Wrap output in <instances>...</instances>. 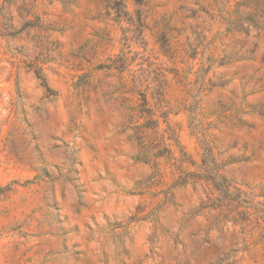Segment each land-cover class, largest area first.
I'll return each mask as SVG.
<instances>
[{
    "label": "rangeland",
    "instance_id": "374dc122",
    "mask_svg": "<svg viewBox=\"0 0 264 264\" xmlns=\"http://www.w3.org/2000/svg\"><path fill=\"white\" fill-rule=\"evenodd\" d=\"M0 264H264V0H0Z\"/></svg>",
    "mask_w": 264,
    "mask_h": 264
},
{
    "label": "trees",
    "instance_id": "16d2710c",
    "mask_svg": "<svg viewBox=\"0 0 264 264\" xmlns=\"http://www.w3.org/2000/svg\"><path fill=\"white\" fill-rule=\"evenodd\" d=\"M141 96V102H138L137 106L130 107L129 119L130 121L135 119L134 123L136 124H134L132 127L130 126L129 129L132 130V137H134L133 139L139 145L140 150L137 156L138 159L143 162L153 159L154 163H156L155 158H158L160 155L159 148L157 147L161 141L159 137L154 136L158 121L153 118L155 113L152 111V109L146 107L148 105L147 95L141 93ZM136 118L142 119L144 121L142 123H137ZM149 130H151V132H149Z\"/></svg>",
    "mask_w": 264,
    "mask_h": 264
}]
</instances>
